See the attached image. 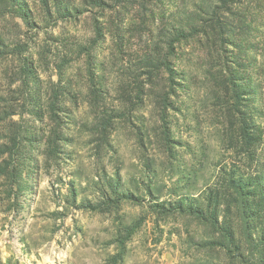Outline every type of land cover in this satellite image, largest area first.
<instances>
[{
    "label": "rangeland",
    "instance_id": "374dc122",
    "mask_svg": "<svg viewBox=\"0 0 264 264\" xmlns=\"http://www.w3.org/2000/svg\"><path fill=\"white\" fill-rule=\"evenodd\" d=\"M0 264H264V0H0Z\"/></svg>",
    "mask_w": 264,
    "mask_h": 264
}]
</instances>
